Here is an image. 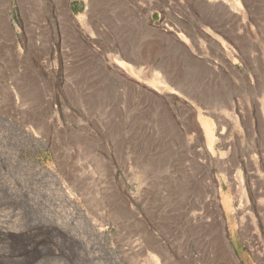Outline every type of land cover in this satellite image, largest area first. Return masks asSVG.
<instances>
[{"label": "rangeland", "instance_id": "1", "mask_svg": "<svg viewBox=\"0 0 264 264\" xmlns=\"http://www.w3.org/2000/svg\"><path fill=\"white\" fill-rule=\"evenodd\" d=\"M60 1L0 0V264H264V0Z\"/></svg>", "mask_w": 264, "mask_h": 264}, {"label": "bare ground", "instance_id": "2", "mask_svg": "<svg viewBox=\"0 0 264 264\" xmlns=\"http://www.w3.org/2000/svg\"><path fill=\"white\" fill-rule=\"evenodd\" d=\"M227 1V3H228V6H229V8H230V10L233 12V13H235V15H236V17H237V15H240V16H242V18L244 17V9H246V8H241L242 6H241V4H240V1L239 0H226ZM54 2V1H53ZM61 2H63V0L62 1H60V4H61ZM54 4H55V6H56V4H58V2H54ZM21 5V4H20ZM23 5V4H22ZM62 6H63V4H62ZM53 7V6H52ZM65 8V7H64ZM64 11H66V10H64ZM68 13V12H67ZM248 17V16H247ZM242 18H240V19H242ZM244 19V18H243ZM245 26V25H244ZM243 28V27H242ZM245 29H246V27H245ZM247 33V32H246ZM250 35V34H249ZM248 34H247V36H249ZM246 36V37H247ZM236 38V37H235ZM246 42V41H245ZM262 49V48H261ZM240 51H241V49H240ZM264 52V51H263ZM259 57V56H258ZM260 58H261V56H260ZM264 58V57H263ZM263 60V59H262ZM264 64V63H263ZM224 114H225V116H227L228 117V114L226 113V112H224ZM263 144V143H262ZM263 156V155H262ZM263 158V157H262ZM261 158V159H262ZM250 160V159H249ZM241 162H243V164L245 165V164H247V160L246 159H242L241 158V160H240ZM262 163L264 164V162L262 161ZM238 172V171H237ZM230 175H228V177H229ZM255 176V175H254ZM257 176V175H256ZM253 177V175L251 174V173H247V175L246 176H244V179L245 178H249V179H251ZM228 180L230 181V184L231 185H234V184H236L235 182V177L234 178H228ZM258 180H259V178L255 181V182H258ZM260 181V180H259ZM244 182H245V180H244ZM246 183V182H245ZM204 184H206L205 182H204ZM249 184V183H248ZM211 185V184H210ZM210 185H206V188H208V187H211ZM249 186H250V196L252 197V201L254 202V206H255V210L254 211H256V210H258L257 209V207L260 205L261 207L260 208H262V206L264 205V191L263 190H261V192L259 191V190H257L255 187H253V184H252V182H250V184H249ZM220 191H221V188H219L218 189V192L220 193ZM239 198L240 199H242V200H244V203H247V201L245 200V197H244V194H243V191H241L240 192V195H239ZM256 198H257V202H255V200H256ZM254 199V200H253ZM203 210V209H202ZM213 210H216V209H213ZM251 210V209H250ZM259 211V210H258ZM261 211V210H260ZM194 218L196 219V221L198 220L199 222H200V224H199V226L200 227H211V223H207L206 224V217H204L203 215H201V214H198L197 212H195L194 213ZM215 221H217L216 219H215ZM217 223L219 224V225H221V221H217ZM204 225V226H203ZM205 227V228H206ZM215 227V226H214ZM209 229H212V228H209ZM219 229H217L216 228V231H215V233H217V235H218V237H219ZM208 235V234H207ZM198 236V235H197ZM211 236H213V233H209V238H211ZM219 242H220V240H219ZM218 242V243H219ZM211 243H212V248L214 249L215 248V246H214V244H213V241H211ZM211 245V244H210ZM211 248V249H212ZM221 249V248H220ZM215 251H217L216 250V248L214 249ZM212 252H214V251H212ZM228 257V256H227ZM235 264H236V262H235ZM238 264V263H237Z\"/></svg>", "mask_w": 264, "mask_h": 264}, {"label": "crops", "instance_id": "3", "mask_svg": "<svg viewBox=\"0 0 264 264\" xmlns=\"http://www.w3.org/2000/svg\"><path fill=\"white\" fill-rule=\"evenodd\" d=\"M49 7H51V6H49Z\"/></svg>", "mask_w": 264, "mask_h": 264}]
</instances>
